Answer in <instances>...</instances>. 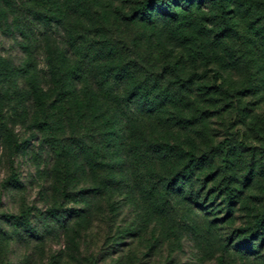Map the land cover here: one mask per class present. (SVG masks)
I'll return each instance as SVG.
<instances>
[{
	"label": "rangeland",
	"instance_id": "obj_1",
	"mask_svg": "<svg viewBox=\"0 0 264 264\" xmlns=\"http://www.w3.org/2000/svg\"><path fill=\"white\" fill-rule=\"evenodd\" d=\"M224 6L0 0V212L26 208L0 264H264V0ZM34 74L81 108L64 186L30 140Z\"/></svg>",
	"mask_w": 264,
	"mask_h": 264
},
{
	"label": "trees",
	"instance_id": "obj_2",
	"mask_svg": "<svg viewBox=\"0 0 264 264\" xmlns=\"http://www.w3.org/2000/svg\"><path fill=\"white\" fill-rule=\"evenodd\" d=\"M217 4L220 12V20L225 26L227 11L224 6V0H217ZM11 17L12 16L8 11H0L1 23L8 25ZM166 69L173 74L174 80L172 83L180 87L190 85L196 79L202 78L205 75L203 73H192L186 77H181L177 74L175 66L168 65L166 66ZM217 77L218 73L214 72L213 80H216ZM55 81L58 85L57 91H45L39 85L35 74L31 77L30 91L27 92L30 119L29 128L32 132L30 140L38 143V147L42 150L41 152L45 151L47 155L51 156L50 163L52 164L51 170L54 172L53 179L56 176L55 174L60 175L61 179L58 177L57 180H59L62 186H64L66 184V180H70L68 179L69 176L73 175L72 173H74V170L77 169V164H75L76 145L71 141L74 139L73 133L77 128L76 125L79 123V117H81L82 112L79 106L74 105L77 94L70 91L66 92V90H64L67 87L66 81H63L61 78L56 79ZM222 92L227 95L230 94L226 90H223ZM64 104L67 106H64ZM69 121L71 122V126L68 130L66 129V126H69ZM18 149L19 146H16V152H18ZM1 186L6 190L12 191L21 190L20 188L22 187L18 177L15 176L14 173L10 174L5 179ZM25 211L26 208H22L18 214L0 212V221H4L6 226V228L0 229L2 232L1 238L3 240L0 242V255H3L5 252L6 245H8L6 242L12 240L10 237L14 239L18 238L19 242L22 241L20 244L24 243V240H22L24 238V234L21 231L25 229L22 228L20 221L26 220ZM73 217L77 218L78 215L76 214ZM69 221L71 220L68 219L65 225H69ZM260 224L261 221L258 222V228H260ZM14 226H17L16 230L10 231V228H14ZM14 233H16V237H13ZM90 264H99V262L95 260Z\"/></svg>",
	"mask_w": 264,
	"mask_h": 264
}]
</instances>
